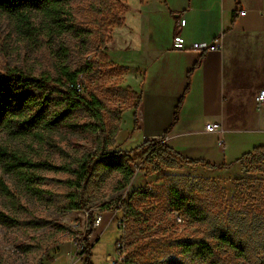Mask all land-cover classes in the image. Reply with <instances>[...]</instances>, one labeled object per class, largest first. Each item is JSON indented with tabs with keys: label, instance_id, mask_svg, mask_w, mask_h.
I'll return each instance as SVG.
<instances>
[{
	"label": "rangeland",
	"instance_id": "374dc122",
	"mask_svg": "<svg viewBox=\"0 0 264 264\" xmlns=\"http://www.w3.org/2000/svg\"><path fill=\"white\" fill-rule=\"evenodd\" d=\"M137 1L75 0L74 31L54 41L28 35L18 19L0 14V72L19 68L36 76H56L60 65L72 72L84 70L80 84L87 98L96 96L104 106L109 132L106 142H111L114 130L122 128L108 151L129 152L141 145L137 136L129 137L133 116L128 111H135L137 95L122 87L126 71L109 62L105 51L124 11ZM62 106L55 96L52 110ZM89 124H93L90 115L77 109L66 123L46 132L43 140L16 139L0 132V146L10 155L31 161L73 164L94 154L102 142ZM145 151L143 148L130 155L128 166L133 176L127 187L120 174L97 163L78 196L82 208L77 211H68L72 191L65 181L69 175L39 171L43 180L32 190L26 188L18 173L0 164V182L22 206L18 225H0V264H61L60 260L72 255L82 256L84 264L82 237L90 217L102 218L100 224L94 223L95 231L89 238L93 264H112L118 240L124 247L125 264H202L183 248L196 240L215 245L214 229L209 224L191 223L174 210L170 204L172 188L194 192L197 207L215 216L221 225L228 227L229 218L243 214L264 232V159L245 161L240 171L227 173L189 166L172 154L145 155ZM136 190L143 194L133 195ZM7 197L0 186V208L6 211L12 210ZM122 218L126 225L123 230L119 227ZM219 260L220 264H245L232 259L227 251H221Z\"/></svg>",
	"mask_w": 264,
	"mask_h": 264
},
{
	"label": "crops",
	"instance_id": "0c3cea01",
	"mask_svg": "<svg viewBox=\"0 0 264 264\" xmlns=\"http://www.w3.org/2000/svg\"><path fill=\"white\" fill-rule=\"evenodd\" d=\"M121 18L105 54L139 99L138 130L133 117L129 137L164 138L183 158L240 171L237 161L264 146V103L256 102L264 89V0H138ZM208 124L221 130L207 132ZM60 261L83 264V257Z\"/></svg>",
	"mask_w": 264,
	"mask_h": 264
},
{
	"label": "trees",
	"instance_id": "16d2710c",
	"mask_svg": "<svg viewBox=\"0 0 264 264\" xmlns=\"http://www.w3.org/2000/svg\"><path fill=\"white\" fill-rule=\"evenodd\" d=\"M74 1L0 0V14L18 19L24 24L28 35L32 34L40 40L54 41L74 31ZM145 1L140 0L141 4ZM117 27H122V22H118ZM102 45L106 47L105 43H102ZM103 58L107 59V56L103 55ZM202 58L200 57L187 73V86L175 108L173 123L178 120L181 105L189 90L191 75L199 66ZM84 73V70L72 72L70 68L64 65L57 67L56 76H36L19 68L0 72V132H5L16 139L37 138L43 140L46 132H50L66 123L71 119L75 110L82 109L90 115L93 124H89V127L93 128L96 135L102 140L101 144L95 149L94 154H88L79 162L59 166L47 161H31L29 158L18 154L10 155L5 148L0 146V164L2 167L4 165V168L11 173H18L26 188L35 190L39 181L43 180L37 174L39 171L65 173L70 176L65 184L72 191L69 202L71 206L68 211H77L82 208L78 196L93 176L97 163L100 162L105 169L120 174L124 179V187H127L133 176V172L128 166V163L131 162L130 155L143 148H146L143 153L145 155L148 153L154 155L172 154L193 167L202 166L210 170H223L229 167L227 165L216 166L204 160L183 158L164 144V138L145 141L140 146L123 154L108 151V147L114 144L113 140L119 134L120 128L114 130L111 142H106L109 132L104 121L102 101L93 95H90L87 99L80 98L77 95L76 86L80 84V77ZM55 96L60 98L63 106L52 110ZM138 104L139 99L137 98L133 115V131L138 130ZM256 159H264V146L254 147L251 152L244 154L237 162L242 164L245 161ZM5 160H9V162L7 163ZM0 186L8 196L7 201L12 205V210L6 211L0 208V225L10 228L19 224L17 214L22 206L10 194L9 189L5 187L3 182H0ZM138 194H143V192L140 190L133 192V195ZM170 197L171 207L180 211L186 220L196 224H209L214 229L215 245L208 241L196 240L186 244L183 248L187 254L193 255L202 264H220L221 251H227L232 259L242 260L245 264H264V232L260 231V227L256 226L254 220H251L247 215L237 214L229 218V223H231L230 226L226 227V225H221L215 216L209 215L206 211L197 207L198 201L194 192L182 193L180 189L172 188ZM94 223L95 219L90 217L87 232L82 237L84 264H93L91 262L93 247L89 243V238L95 231ZM262 225L263 222H261V227ZM66 229L70 231L68 228ZM133 264H136V262H133Z\"/></svg>",
	"mask_w": 264,
	"mask_h": 264
},
{
	"label": "built area",
	"instance_id": "2783aa9c",
	"mask_svg": "<svg viewBox=\"0 0 264 264\" xmlns=\"http://www.w3.org/2000/svg\"><path fill=\"white\" fill-rule=\"evenodd\" d=\"M244 14H245V12H241V15H244ZM76 90H77L78 97L87 99L86 92H85V90L81 84H78L76 86ZM256 102L258 105H262L264 103V89H262L258 92V94L256 96ZM219 130H221L220 124H208L206 126L207 132L215 133V132H218ZM95 220H96L95 222L97 224H100L102 222L101 217L95 218ZM125 226H126L125 225V219L122 218L121 222H119V227L123 230L125 228ZM115 248L117 250L116 259L113 260L112 264H117V262L120 264H125L126 259L124 256L125 255L124 254V247L122 246V244L120 242H117Z\"/></svg>",
	"mask_w": 264,
	"mask_h": 264
}]
</instances>
